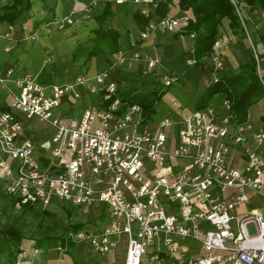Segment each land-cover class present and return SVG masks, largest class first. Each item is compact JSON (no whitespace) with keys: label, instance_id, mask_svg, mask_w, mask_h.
<instances>
[{"label":"built area","instance_id":"obj_1","mask_svg":"<svg viewBox=\"0 0 264 264\" xmlns=\"http://www.w3.org/2000/svg\"><path fill=\"white\" fill-rule=\"evenodd\" d=\"M126 1L141 3L151 19L131 42L133 52L120 49L115 62L142 60L154 69L162 58L134 50L139 39L157 30L187 36L182 28L190 14L158 16L151 0H114ZM83 11L90 15L92 8ZM221 46L218 37L210 54L212 81L223 72ZM252 47L264 86L259 52ZM189 63H195L192 56ZM7 76L0 74V84ZM160 80L171 86L179 75L167 72ZM16 86L9 89L10 105L0 107L2 190L18 205L60 202L99 212L91 227L70 234L86 239L96 255L113 254L99 264H264V157L257 150L264 124L254 135L256 145H248L245 122L235 121L228 99L189 112L179 108L152 122L140 101L119 97L108 70L49 85L25 72ZM80 87L97 94L98 102L85 101ZM65 98L82 101L78 114L62 110ZM233 142L242 144L243 167L231 162ZM242 204L247 210L238 216ZM99 220L104 224H95ZM179 238L196 241L199 252L175 261ZM123 241L126 251L120 254ZM16 264H22L20 259Z\"/></svg>","mask_w":264,"mask_h":264},{"label":"crops","instance_id":"obj_2","mask_svg":"<svg viewBox=\"0 0 264 264\" xmlns=\"http://www.w3.org/2000/svg\"><path fill=\"white\" fill-rule=\"evenodd\" d=\"M9 0H0L1 7ZM106 1V0H105ZM105 1L102 0H32V7L28 17L16 24L0 21V74L7 76L6 84H0V107H7L13 100L9 89L16 91V80L25 72L32 73L36 80L42 84H64L72 82L77 75L93 76L96 73L108 70L111 78L119 86L118 95L121 99L141 101L153 99L157 91L161 72H176L183 85L175 88L172 94L173 101L179 102L184 112L195 108V101L212 82L213 62L209 56L205 58L203 68L189 63L192 56L191 37L175 35L174 32L157 30L151 32L145 39H139L138 50L141 55L155 53L161 56L162 64L154 69L147 68L142 60H129L115 62L117 53L113 55V63L105 50L88 55L93 46L95 30L100 22L96 15L99 14ZM244 18L245 35L235 33L225 23L221 27L219 38L222 39L220 57L223 62V71L236 69L241 64L251 63L254 59L253 45L259 52L260 64L264 75V10L251 9L246 0H235ZM90 5L92 13L86 15L84 7ZM133 9H140L142 4H131ZM114 14L104 20L107 27L116 28L122 32L129 30V40L121 39L122 49L128 50L130 55L133 50L131 43L138 39V30L132 21L130 13L117 9V3L112 1ZM172 15L179 14L176 8ZM71 16L72 23L63 22L62 18ZM85 101L98 102L97 94L86 93L85 87H80ZM161 99V98H160ZM220 96L216 95L211 103H219ZM82 101L74 102L65 98L62 110L78 114ZM157 105H155L156 110ZM161 108V106H159ZM170 112V110H168ZM264 95L248 109L244 133L248 145L255 146L254 135L264 124ZM44 126H39L42 129ZM42 138L41 133H35ZM262 144L257 146L259 148ZM231 162L236 166H244L242 144L233 142ZM180 251L175 256V261H184L187 257L197 254L199 244L188 238H179ZM113 256V254H112ZM111 255L107 259L112 258Z\"/></svg>","mask_w":264,"mask_h":264},{"label":"trees","instance_id":"obj_3","mask_svg":"<svg viewBox=\"0 0 264 264\" xmlns=\"http://www.w3.org/2000/svg\"><path fill=\"white\" fill-rule=\"evenodd\" d=\"M112 1L106 0L102 11L96 15L100 22L95 30L93 46L88 52L92 55L98 51L105 50L109 60L113 63V55L122 49L121 39L129 40V30L124 32L104 26V20L114 14ZM156 3L155 14L165 16L171 14L173 8L179 11V14L189 12V20L183 25L182 33L190 35L194 33L192 58L198 68H203L205 58L213 52L215 40L219 37L221 27L227 23L230 30L240 35H245L244 22L241 20L240 13L237 10L238 2L233 0H151ZM251 9L260 8L264 10V0H246ZM131 2L117 3V9L124 13H130L134 26L140 30H146L151 19V15L146 16L138 8L133 9ZM32 7V0H9L1 7L0 21H7L9 24H16L25 20ZM243 21L244 18H243ZM175 35H179L176 33ZM129 41V45H130ZM165 90L161 93L155 91L153 99H144L140 101L145 116H150L155 109V104L162 97ZM220 96V100L228 99L230 110L235 115L237 123L247 121L249 107L258 101L264 95V86L257 72V63L254 57L253 62L241 64L236 69L223 71L219 74L217 81H212L206 87L204 93L196 99L195 109L209 105L214 96ZM264 119V116H263ZM4 193V192H3ZM4 195H6L4 193ZM8 201L17 206V200L7 196ZM23 210H36L32 204H22ZM48 213L46 209L41 210ZM86 222H77L69 225L75 232L83 228ZM68 234V233H67ZM49 236L45 239L35 241L36 247H44V241L49 243H58L59 248L64 252L70 253L76 246L77 241L68 235ZM26 236L14 224L0 226V254L7 252L5 259L0 258V264H16L17 260L23 254L24 240ZM72 264H79L75 259Z\"/></svg>","mask_w":264,"mask_h":264},{"label":"rangeland","instance_id":"obj_4","mask_svg":"<svg viewBox=\"0 0 264 264\" xmlns=\"http://www.w3.org/2000/svg\"><path fill=\"white\" fill-rule=\"evenodd\" d=\"M160 71L158 76H163L167 73L164 69H160ZM182 85V80L174 82L171 86H166L161 80L159 81V84L156 85V92L161 93L165 90V93L162 95L161 99L156 101V110L154 109V112L150 115L152 122H156L166 116L169 113L168 110L174 114L180 108L179 102L177 105L173 103L172 97L175 96L178 98V96L174 95V93L172 94V91L175 90V88H180ZM153 96L155 97V93ZM159 106H161V108H159ZM38 125L42 126V122H39ZM262 147L263 146H261L259 150L264 155ZM35 206L37 208L36 210H23L18 204L17 206H13L3 193L2 179L0 176V226L14 224L26 236L23 244L26 254H22L19 258L22 264H72L74 259L79 264H99L101 259L108 258L109 254L96 255L86 239L77 240L75 239L76 235H74V237L70 235L75 234V231L69 228L70 224L86 222L83 227H91L95 222L94 220L99 218V212L93 211L91 208L88 212L84 210V207L80 209L71 208V206L61 204L60 202L49 206ZM43 209H46L48 213L42 212L41 210ZM246 210V205L242 204L237 207L236 214L241 216ZM95 224L103 225L104 222L99 220ZM249 228L251 232H254L253 225H250ZM60 234H67L77 241L76 246L70 253L64 252L59 248L58 245H56L58 243L54 242L51 244L47 241H44L45 245L43 248L38 247L41 248L40 252L34 253L36 240L45 239L49 236H58ZM117 250L120 254H125L126 242H121ZM6 257L7 252L0 254L1 259H5Z\"/></svg>","mask_w":264,"mask_h":264}]
</instances>
